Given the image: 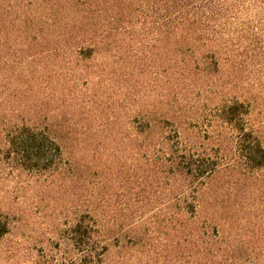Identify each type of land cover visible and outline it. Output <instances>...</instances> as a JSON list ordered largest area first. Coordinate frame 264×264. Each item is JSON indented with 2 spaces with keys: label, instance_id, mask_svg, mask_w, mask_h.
<instances>
[{
  "label": "trees",
  "instance_id": "16d2710c",
  "mask_svg": "<svg viewBox=\"0 0 264 264\" xmlns=\"http://www.w3.org/2000/svg\"><path fill=\"white\" fill-rule=\"evenodd\" d=\"M21 3L40 52L70 70L55 124L74 151L52 140L56 182L97 208L132 198L135 223L147 211L201 264H264V222L244 200L264 184V143L237 91L264 65V0H131L126 25L108 0Z\"/></svg>",
  "mask_w": 264,
  "mask_h": 264
},
{
  "label": "rangeland",
  "instance_id": "374dc122",
  "mask_svg": "<svg viewBox=\"0 0 264 264\" xmlns=\"http://www.w3.org/2000/svg\"><path fill=\"white\" fill-rule=\"evenodd\" d=\"M108 2L129 24L131 0ZM21 4L0 0V264H201L194 244L191 255L183 256L179 234L167 235L147 211L135 223L139 215L132 198L126 203L112 198L97 208L80 184L56 182L52 140L60 141L66 158L74 151L65 129L55 124L58 112L66 110L56 92L66 90L70 70L53 53L40 52L49 44L34 37L36 28L26 23ZM237 91L251 102L264 143V65L242 71ZM131 114L127 109L126 117ZM246 196L263 223L264 184L248 187ZM76 224L82 225L77 233Z\"/></svg>",
  "mask_w": 264,
  "mask_h": 264
}]
</instances>
